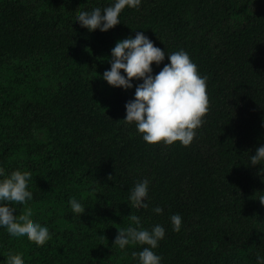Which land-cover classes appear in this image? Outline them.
Here are the masks:
<instances>
[{
  "label": "trees",
  "instance_id": "1",
  "mask_svg": "<svg viewBox=\"0 0 264 264\" xmlns=\"http://www.w3.org/2000/svg\"><path fill=\"white\" fill-rule=\"evenodd\" d=\"M115 2L0 0V180L32 173V199L9 206L17 217L31 208L50 234L38 246L0 226V264L9 254L25 264H139L133 252L146 245L113 246L131 214L148 231L165 229L153 249L160 264H258L264 164L250 157L264 146V0H141L106 32L76 21ZM137 32L165 52L151 75L184 50L207 77L209 110L189 146L148 144L123 120L143 79L127 90L103 79L111 50ZM145 179L149 207L132 208L131 189Z\"/></svg>",
  "mask_w": 264,
  "mask_h": 264
},
{
  "label": "clouds",
  "instance_id": "2",
  "mask_svg": "<svg viewBox=\"0 0 264 264\" xmlns=\"http://www.w3.org/2000/svg\"><path fill=\"white\" fill-rule=\"evenodd\" d=\"M141 0H116L103 9L97 7L91 12H80L76 21L89 31L100 29L108 31L121 21L119 16L126 6L138 9ZM170 64H166L155 75L152 64L159 65L165 59V52L154 45L143 32H137L135 37H128L117 42L111 50V69L103 73V79L115 87L125 90L133 87V79H143V83L136 86L135 99L126 103L127 124L135 123L143 140L148 144L163 142L167 145L179 141L183 146H189L194 140L196 129L203 123V117L209 110L207 95V77H201L197 65L184 50L168 54ZM124 70L126 77L121 74ZM251 166L264 164V146L256 149V154L250 157ZM264 172V169H261ZM4 170L0 168V175ZM32 173L16 170L10 176L0 180V226L6 228L13 237H24L38 246H43L50 239L49 230L31 219V208H26L18 217L15 209L9 203L26 204L31 200L33 193L28 190ZM113 176L109 175V179ZM149 181L138 182L131 189L129 205L133 208L147 209L145 202L148 196ZM260 202L264 204V196ZM75 214H84L85 208L75 198L69 201ZM157 214L163 209L156 207ZM132 226L118 229L113 246L124 249L128 245H146L139 253L133 252V257H139V264H160L161 257L153 249L165 236V229L156 225L151 231L144 229L140 217L129 215ZM173 230L179 232L182 217L179 214L171 216ZM258 264H264V257L257 255ZM7 264H25L20 254H9Z\"/></svg>",
  "mask_w": 264,
  "mask_h": 264
}]
</instances>
